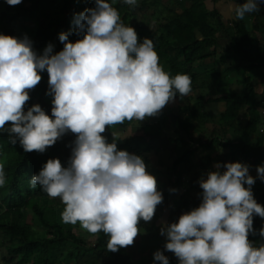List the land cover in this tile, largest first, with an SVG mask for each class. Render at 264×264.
<instances>
[{
    "label": "clouds",
    "instance_id": "clouds-1",
    "mask_svg": "<svg viewBox=\"0 0 264 264\" xmlns=\"http://www.w3.org/2000/svg\"><path fill=\"white\" fill-rule=\"evenodd\" d=\"M124 2L135 7L138 0ZM262 3L226 0L229 14L237 19L259 11ZM72 24L68 32L59 33L64 47L58 52L51 42L38 53L27 35L0 33V131L6 130L12 143L18 140L29 152H44L69 131L76 134L67 163L48 159L30 178V186L39 185L61 199L65 223L103 232L107 250L118 251L134 242L140 220L152 219L163 194L144 158L118 148L103 133L106 126L158 114L177 93H190L191 79L165 71L153 40L146 36L141 41L110 0H95L94 7L74 14ZM73 31L82 34L74 42L68 38ZM45 70L52 115L39 103L25 111L29 90ZM6 122H11L7 128ZM221 167L217 162L216 170L199 180L202 199L197 207L171 223L162 221L164 247L179 264H264V243L254 246L249 239L256 232L254 215L264 218V205L252 191L256 177L245 162H226L223 171ZM257 176L264 180V164L257 165ZM5 183L0 163V186ZM259 235L264 237V227ZM153 255L152 264H170L164 251L157 249Z\"/></svg>",
    "mask_w": 264,
    "mask_h": 264
},
{
    "label": "trees",
    "instance_id": "trees-1",
    "mask_svg": "<svg viewBox=\"0 0 264 264\" xmlns=\"http://www.w3.org/2000/svg\"><path fill=\"white\" fill-rule=\"evenodd\" d=\"M161 1L138 0L135 7L126 4L124 0H110V3L119 11L122 22L131 24L136 29L141 41L146 36L153 40L159 63L165 71L173 76L177 73L190 76L191 91L197 81H201L203 86L208 84L211 88L220 90L227 87L228 72L245 74L239 80L243 85L241 94L225 93L214 100L225 102L226 109L221 114V119L237 124L240 129L238 137L234 140H210L207 144L215 143L216 146L226 149L228 162L241 161L250 167L264 164V130L254 141L250 139L264 121V103L259 100L253 76L249 75L252 70L264 67V38L256 41L243 21H231L232 30L228 33V41L219 57L221 63L228 61L229 66L221 71L210 69L197 73L194 71L197 62L213 57L216 53L217 33L224 29L219 13L215 8L208 9L205 0H185L178 10L166 9L169 14L162 18L155 31H147L136 21L137 11L144 5L157 8ZM94 6L95 0H21V3L16 5L0 0V33L16 37H20V34L27 35L38 53L51 42L54 45L53 52H58L64 47L59 33L68 32L73 28L75 13ZM254 23L256 30L263 34L264 14H255ZM81 36L82 34L73 31L68 38L73 41ZM231 54L237 62L229 60ZM41 77L38 84L29 90L30 99L25 103L24 109L27 111L31 105L39 103L52 115L53 97L48 94V72L43 71ZM209 101V98L199 96L191 105L182 106L183 117L175 118L177 134L179 131L188 133L193 120L204 122L207 119L204 103ZM241 105L246 106L248 115L244 124L237 120V111ZM133 121L134 119L125 120L123 123L106 126L103 135L109 142L116 140L118 148L141 155L146 162L145 156L152 152V140L159 132L140 135L129 133L121 137L112 134L115 129L128 127ZM10 124L11 122H6L5 127ZM75 137L76 134L69 131L44 152H29L23 149L18 140L12 143L6 130L0 131V163L4 164L6 173V183L0 186V236L6 239L0 243V259H4L8 264H55L65 260H72L74 264H128L129 256L124 247L118 251L107 250L108 236L103 232L92 233L95 244L89 246L74 233L76 224L62 220L61 213L65 205L61 199L49 196L39 185L30 186V178L40 171L48 159L59 158L62 164L67 163ZM168 140L175 144L184 142L180 135ZM190 159L189 147L171 163L173 180L166 185H172L176 189L182 184V166L189 164ZM163 188L164 184L158 186L165 198L167 193ZM257 191L254 190L253 194L256 200L264 205V191L258 195ZM198 205L197 200L182 198L179 208L186 212ZM29 213L37 218L42 231L32 229L26 220ZM139 226L144 228L145 221L141 219ZM261 227H264V218L253 224L256 232L249 233V239L254 246L264 243V237L259 235ZM164 253L169 257L170 264H179L174 252ZM100 260L102 262H99Z\"/></svg>",
    "mask_w": 264,
    "mask_h": 264
},
{
    "label": "rangeland",
    "instance_id": "rangeland-1",
    "mask_svg": "<svg viewBox=\"0 0 264 264\" xmlns=\"http://www.w3.org/2000/svg\"><path fill=\"white\" fill-rule=\"evenodd\" d=\"M185 0H162L159 7L152 8L151 6L144 5L140 7L136 14V21L143 25L147 31H155L162 22V18L169 14L166 9L173 8V10H178L179 5L183 6ZM257 13L264 14V4L260 6L259 11H254L249 13L250 20L252 22L249 25V32L256 41H260L264 38V33H259L256 30L254 23V15ZM31 26H35L34 23H30ZM224 27L226 30H232L231 23L226 22ZM25 36L20 34V37ZM76 40H73V42ZM228 41V39H227ZM226 41V42H227ZM224 48V46H223ZM223 48L219 45L217 46L216 53L213 57L207 58L204 61H199L197 67L195 68L197 73H203L210 69H216L221 71L227 66L229 62L221 63L219 57L222 53ZM44 50V49H43ZM40 51V53L43 52ZM230 61H236V58L231 54ZM244 73L238 72L237 74L227 73V87L220 90L211 88L208 84L203 86L201 81L195 82L193 85L195 89L188 95L181 97L178 95L174 101L167 103L162 110L154 115L147 116L141 121H134L125 128H117L113 131L115 137L125 136L129 133L134 135L144 134L146 132H159L158 136H155L152 140L153 150L145 156L147 170L152 173L157 180V188L159 185H165L163 188L164 192L167 193L166 197L163 198L162 202L156 207L155 213L150 221H145V227H140V232L134 238V242L131 245L124 247V250L129 256L128 264H152L154 259V252L157 249L162 251H167L164 245L166 243V235L161 234L162 221L166 223H171L178 220V217L184 213L183 210L179 208L182 198H187L188 200H197L199 204L201 203V192L199 180L201 178H206L209 171L216 170V163H223L226 149L220 148L213 143L212 146H207V140L212 141L216 139H226L233 140L240 133V129L237 124L234 125V129L226 128V122L222 121L217 112L216 107L208 108L211 117L205 122L194 120L193 126L189 129L188 133L179 131L177 134V122L173 116L183 117L181 111L182 106L191 105L195 100L194 96L198 93L201 95L213 97L217 94L222 93H237L241 94L243 90V85L240 81ZM249 75L253 76L256 83L257 91L260 96L264 97V67L258 70H252ZM239 109L238 117L242 122H244V106ZM213 109V110H212ZM264 112V111H263ZM262 112L263 116L264 113ZM206 124V127H202ZM226 128V131H223ZM263 134L264 121L259 127ZM223 131V132H222ZM177 135L182 136L184 142L180 144H175L168 140V138H175ZM256 137L257 134L255 135ZM256 138L253 137L252 141ZM191 148V159L190 163L182 166V184L174 189L172 185H166L169 181L173 180V176L170 172L171 163L180 156L184 150ZM223 171L222 169H220ZM256 177L255 183L252 185V191L258 189L262 186L261 179ZM247 186V185H246ZM27 222L32 226L33 230L42 231L43 228L39 224L37 218L33 214H28L26 218ZM262 220L259 215H254L253 224L258 223ZM74 228V233L86 242L89 246L95 244V237L92 233L83 229L79 223H76ZM6 239L0 236V243L4 242ZM5 254V252H4ZM99 262H102L100 260ZM0 264H8L4 259H0ZM55 264H74L72 260H65L62 263Z\"/></svg>",
    "mask_w": 264,
    "mask_h": 264
},
{
    "label": "crops",
    "instance_id": "crops-1",
    "mask_svg": "<svg viewBox=\"0 0 264 264\" xmlns=\"http://www.w3.org/2000/svg\"><path fill=\"white\" fill-rule=\"evenodd\" d=\"M237 3H243V0H237ZM205 4H206V7L208 8V9H213V8H215V9H217V11H218V13H219V17H220V19L222 20V22H223V24H224V27H226L225 26V23L226 22H230L231 23V21H233V20H237V21H243V23L245 24V26H246V28L248 29V31H249V25H251L250 23L252 22V20H250V17H248L247 18V16H249V13H246L245 14V16L242 18V19H237L236 17H235V14L233 13V14H229V11H228V8H227V6H226V0H205ZM153 8V7H152ZM173 8H170V10H172ZM254 18V17H253ZM228 31L229 30H226L225 28L223 29V30H221L220 32H218L217 33V46H221L222 48H223V46H225L226 45V41H227V39H228ZM199 36V35H198ZM207 59V58H206ZM205 60V59H204ZM204 60H202V61H204ZM199 62V61H198ZM197 62V63H198ZM197 67V66H196ZM195 67V68H196ZM194 70H196V69H194ZM196 71H199V70H196ZM195 89V88H194ZM193 89V90H194ZM255 89H256V92H257V94H258V96H259V100L260 101H262L263 103H264V97L263 96H260V94L258 93V91H257V87H256V83H255ZM192 90V91H193ZM192 91H190V92H192ZM223 95H225V93H222V94H217V96H213V97H209V96H205V95H201V94H196L195 96H194V99L193 100H195L197 97H199V96H203V97H205V98H209L211 101H209V102H206V103H204V110L206 111V113H207V115H208V117H207V119L208 118H210L211 117V114H213V112L210 114V111H209V109L208 108H212V106L214 107H216V110H217V112H219V116H220V119H221V114L225 111V109H226V104H225V102H223V101H214L216 98H218V97H220V96H223ZM242 106H244V110H243V112H244V114H245V116H244V122H242V119L240 120L239 119V117H238V114H239V109L240 108H243ZM213 110V109H212ZM264 113V112H263ZM177 116V115H176ZM176 116H173V118L175 119L176 118ZM206 119V120H207ZM247 119H248V115H247V113H246V106L245 105H241L239 108H238V111H237V120L240 122V123H242V124H244L246 121H247ZM205 120V121H206ZM222 120V119H221ZM176 121V120H175ZM194 121V120H193ZM192 121V126H193V122ZM204 121V122H205ZM223 121V120H222ZM202 122V121H201ZM224 122H226V121H224ZM234 125H236L235 123H233V122H226V128H228V129H234ZM202 127H206V124H204ZM226 128L224 129L223 128V131H226ZM222 131V132H223ZM259 131H262L260 128L258 129V131L256 132V133H254V134H252L251 135V137H250V139L252 140L253 139V137L254 138H257L255 135L257 134V136H258V134H259V136L261 135L260 133H259ZM239 135V134H238ZM238 135L235 137V139L238 137ZM258 136V137H259ZM210 139H211V137H210ZM210 139H208L207 140V143H208V141H210ZM234 140V139H233ZM206 143V144H207ZM207 146H212V145H208L207 144ZM226 155V154H225ZM224 158V161H223V163H221V165H222V167H221V169L223 170H225V163L226 162H228V160L226 159V156L225 157H223ZM249 171H250V174L251 175H253V176H257V166H252V167H250L249 168ZM260 182H262V186L260 187V188H258V189H255V190H258L257 191V195L260 193V192H262V191H264V180H261ZM254 191V190H253Z\"/></svg>",
    "mask_w": 264,
    "mask_h": 264
}]
</instances>
